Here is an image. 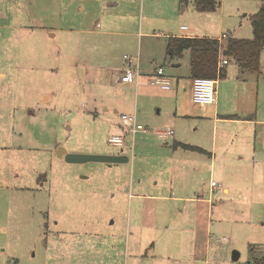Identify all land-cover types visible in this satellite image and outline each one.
Returning a JSON list of instances; mask_svg holds the SVG:
<instances>
[{"label":"rangeland","instance_id":"374dc122","mask_svg":"<svg viewBox=\"0 0 264 264\" xmlns=\"http://www.w3.org/2000/svg\"><path fill=\"white\" fill-rule=\"evenodd\" d=\"M217 1V8L209 12L215 19V30L218 27L215 34L251 38L250 19L261 0ZM182 7L180 0H0V264H41L53 238L45 239L47 231L36 200L49 194L48 189L39 186L66 182L72 188L75 165H80L76 172L80 178L89 167L102 163H60L59 147L69 150L77 146L81 153L88 154L123 150L129 159L121 164L125 171L119 182L124 185L123 181L141 178L148 191L155 181L154 165L163 166L165 142L172 143V138H159L157 128L171 125L168 122L174 117L180 129L183 123L192 128V136L201 131L211 133V120L201 117L203 106L188 104L182 89L175 100L172 91L162 92L143 76L137 88L124 89L110 83L125 67L123 55L136 61L143 74L159 65L167 74H176L171 66L176 58H164L165 38L157 33H189L181 31L180 26L195 21L193 0H187L185 11ZM220 38L223 49L227 37ZM180 62L179 76L185 79L182 74L189 63L187 51ZM260 63L264 67V53ZM226 70L227 76L214 84L220 100L230 92L257 100L258 93L259 112L264 116L263 78L242 71L234 60L229 61ZM113 106L118 108L116 113ZM107 107L109 111L104 110ZM241 108L245 111L241 110L239 116H256L254 107ZM128 110L132 115L131 111L136 112L146 128L144 132L131 133L129 126L123 127L120 115L128 114ZM220 125L216 129L218 147L224 132ZM113 129L124 135L123 145L109 143ZM245 134L241 125L231 130L227 136L234 137L230 151L236 150L239 138ZM251 134L248 130L249 143L237 148L239 154L229 153L223 159L219 153L217 157L221 169L226 161L230 193L219 191L214 195L216 205L208 229L205 218L199 220L211 241L210 257L200 260V264H249L251 258L264 256V148L260 126L254 136ZM97 174L96 179L101 181L103 175ZM167 177L164 171L162 182ZM66 195L68 188L52 192L54 198ZM32 202L31 219L26 205ZM180 222L174 218V225ZM234 250L239 253L237 260H232Z\"/></svg>","mask_w":264,"mask_h":264},{"label":"crops","instance_id":"0c3cea01","mask_svg":"<svg viewBox=\"0 0 264 264\" xmlns=\"http://www.w3.org/2000/svg\"><path fill=\"white\" fill-rule=\"evenodd\" d=\"M181 3H183L182 11H185L187 2ZM194 10L197 16L195 21L188 26H180L181 31H189V33L173 34L171 31L157 33V36L165 38V46L169 36L217 39H221L220 37L224 35V37H230L225 32L220 35L215 34L214 31H217L218 27L215 30L213 26L215 19L212 20L209 12H200L195 8ZM166 57L165 52L164 58ZM180 59L176 58L171 64L175 75L167 74L165 68L162 67L163 65H159L146 74L138 70L139 74L135 84L122 83L119 80V77L124 73V67H122L121 73H117L115 79L111 80L110 83L124 89L134 88V86L137 88L139 82L140 84L143 82L141 81L142 76L147 82L156 68L162 67L171 81V88L154 87L159 88L162 92L172 91L170 95L175 100L179 90L182 89L185 92L184 95L187 96L188 104L198 105L191 99L192 78L190 77L189 63L186 65L185 73L182 74L185 79H181L182 76H179L182 66ZM152 63L156 65L155 60ZM225 65L227 66L228 63ZM241 70L245 71V69ZM113 71L116 72L118 69L113 68ZM216 82L220 84V79H216ZM215 93L214 103L199 104L203 106V110L200 112L201 117L210 119L212 122L213 130L210 134L201 131L198 135L192 136L189 133L192 128H188L183 123V127L180 129L178 120L174 117L168 122L171 125L164 127L172 129L173 134L162 139L172 138V143L165 142L167 148L164 150L166 154L162 155L163 166L154 165L156 169L155 181L153 188L149 187L148 191L146 184L141 183V178H138L137 181H123L124 185H122L119 181L120 176L122 180L125 167H121L122 163L110 164L105 162L89 167V171H86V174L80 178L76 175L80 165H75L72 175L74 178L70 181L72 188L66 182L57 183L55 186H50L48 183L45 184L48 185L47 187L39 186L41 190L48 189L49 194L47 198L40 196L36 200L47 231L45 239L47 241L49 236L53 238V245L52 247L47 245L41 264H174L173 260L177 261L176 264H200V260L210 257L211 241H208V237L206 238L203 233L199 220L205 218L207 221L206 229H208L211 222L210 217L216 205L214 195H217L219 191L224 195L230 193L229 185L226 183L228 174L226 161L224 160L221 169L220 166H217V157L219 153L223 159L229 153L231 155L239 154L237 148L249 143L248 130L252 133L251 136H254L255 129L259 125L261 135L264 124V116L260 115L258 108V93L256 100L254 96H238V94L230 92L227 98H223V101L220 100V91H215ZM262 96H264V91H262ZM226 100L233 105H228ZM241 100L244 101L241 103ZM262 105H264V101ZM136 106L137 103L135 102L134 108ZM240 106L247 109L254 107L256 116L254 118L252 116H239L238 113L241 110L245 111ZM112 108L114 113L118 111L117 107L113 106ZM104 110L109 111V107L104 108ZM160 111L158 109L159 113ZM129 112L130 110H128V114ZM131 112L133 115L136 114L134 110ZM188 115L183 114V117H188ZM135 117L137 122L142 123L136 115ZM172 125L176 127L175 130ZM217 125L221 126V132L224 131L221 133L219 147L217 144ZM237 125L244 127L246 134L239 138L236 150L230 151L234 137L228 139L227 136L233 128L237 129ZM251 125L252 127H250ZM123 127L128 128L126 125ZM159 129L163 128L156 129L157 136ZM113 132V135H121L124 140L122 132L115 131V129ZM174 142L194 145L202 150L175 147ZM122 151L111 154H121L128 157ZM66 152L81 153L82 151L75 146ZM89 153L108 154L103 151ZM61 154L62 152L57 154L60 163L65 161ZM217 168L220 169L217 178H215ZM207 170L209 171L208 178L205 175ZM164 171L168 177L165 182H162ZM97 172L103 175L101 181L96 179ZM112 174L117 175V177L109 179ZM127 178L129 177L127 176ZM212 181L216 182L215 185H211ZM114 186H116V191ZM67 188L69 195L55 196V198L52 196V192H59L61 189L67 190ZM218 200L220 201L221 198ZM173 203H181L182 206L174 208ZM26 207L27 215L32 219L34 202L27 203ZM175 217L181 220L179 226L173 223ZM186 224L188 226L184 227L183 225ZM204 245L206 246L203 247Z\"/></svg>","mask_w":264,"mask_h":264},{"label":"trees","instance_id":"16d2710c","mask_svg":"<svg viewBox=\"0 0 264 264\" xmlns=\"http://www.w3.org/2000/svg\"><path fill=\"white\" fill-rule=\"evenodd\" d=\"M187 0H181V2ZM217 0H193V7L200 12H210L217 8ZM251 38L228 37L227 43L221 48L220 39L208 37H178L169 36L165 52L169 58H180L184 52L189 55L190 77H206L222 79L226 76V65H220V60H234L241 69L255 72L264 80V67L261 65V55L264 53V0L251 16ZM173 145L187 149H200L194 145L174 142ZM202 150V149H200ZM249 264H264V256L251 258Z\"/></svg>","mask_w":264,"mask_h":264},{"label":"built area","instance_id":"2783aa9c","mask_svg":"<svg viewBox=\"0 0 264 264\" xmlns=\"http://www.w3.org/2000/svg\"><path fill=\"white\" fill-rule=\"evenodd\" d=\"M225 36V35H224ZM223 36V37H224ZM125 61L124 73L119 77L122 83H135L138 77V69L136 68V61L129 58L127 55L123 56ZM226 60H220L219 66L226 64ZM148 83L152 86H159L162 89L171 88V81L169 77L165 74L162 67L156 68L154 74L148 79ZM215 80L206 77H195L192 80V90L191 99L194 103L205 105L211 104L215 101ZM120 119L124 125L129 126V131L135 133L137 131H145L146 128L136 121L135 115L132 114H121ZM157 134L160 138H166L173 134V130L169 128L159 129ZM109 143L117 146L123 144V137L121 135H112L108 138ZM262 147L264 148V124L262 127V137H261ZM215 181L211 182V185H215ZM211 264V263H205Z\"/></svg>","mask_w":264,"mask_h":264},{"label":"water","instance_id":"95a60500","mask_svg":"<svg viewBox=\"0 0 264 264\" xmlns=\"http://www.w3.org/2000/svg\"><path fill=\"white\" fill-rule=\"evenodd\" d=\"M64 156V160L70 163H83L88 161H97L105 163H123L128 161V157L121 154H86V153H73L66 152L64 147H59L57 154L61 153ZM239 256L238 251L232 252V260H237Z\"/></svg>","mask_w":264,"mask_h":264},{"label":"flooded vegetation","instance_id":"af4514ba","mask_svg":"<svg viewBox=\"0 0 264 264\" xmlns=\"http://www.w3.org/2000/svg\"><path fill=\"white\" fill-rule=\"evenodd\" d=\"M41 175L39 174V177H40Z\"/></svg>","mask_w":264,"mask_h":264}]
</instances>
